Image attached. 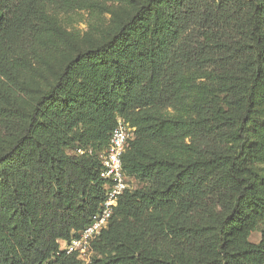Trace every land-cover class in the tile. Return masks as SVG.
<instances>
[{
    "label": "trees",
    "instance_id": "obj_1",
    "mask_svg": "<svg viewBox=\"0 0 264 264\" xmlns=\"http://www.w3.org/2000/svg\"><path fill=\"white\" fill-rule=\"evenodd\" d=\"M106 1L133 12L104 30ZM78 8L95 38L38 88ZM119 120L128 188L88 262L58 256ZM0 264H264V0H0Z\"/></svg>",
    "mask_w": 264,
    "mask_h": 264
},
{
    "label": "built area",
    "instance_id": "obj_2",
    "mask_svg": "<svg viewBox=\"0 0 264 264\" xmlns=\"http://www.w3.org/2000/svg\"><path fill=\"white\" fill-rule=\"evenodd\" d=\"M134 131L129 124L119 120L112 132L110 144L101 162L104 167L102 177L108 182L106 200L102 203L100 211L93 216L91 223L81 232L79 237L72 238L70 242H62L58 256L77 255L80 260L89 261L90 244L107 228L114 208L121 196L128 188L127 179L123 169V156L126 146L134 137ZM81 152V151H79Z\"/></svg>",
    "mask_w": 264,
    "mask_h": 264
},
{
    "label": "rangeland",
    "instance_id": "obj_3",
    "mask_svg": "<svg viewBox=\"0 0 264 264\" xmlns=\"http://www.w3.org/2000/svg\"><path fill=\"white\" fill-rule=\"evenodd\" d=\"M133 8L131 5L121 6L116 3L106 1L100 4L98 16L104 24V30L114 29L118 24L127 19ZM90 19V10L85 8L75 9L73 12L62 14L53 17L55 27L58 33L65 34L72 41V45L67 48H61L59 43L55 42L52 34L48 35V39H52L55 47L52 44V49L47 50L44 54L49 58V62L41 61L38 67V78L35 86L43 88L50 85L54 79V72L49 69V63H52L54 68H61L64 63L73 58L78 49H84L88 46L89 42L93 40L94 34L90 30L88 21ZM97 36V34L95 35ZM139 184L136 182L134 187ZM260 234L257 232L251 236V240L258 243L260 242Z\"/></svg>",
    "mask_w": 264,
    "mask_h": 264
}]
</instances>
